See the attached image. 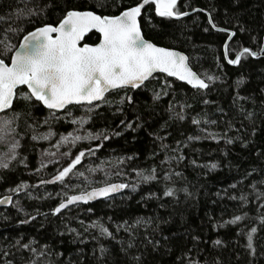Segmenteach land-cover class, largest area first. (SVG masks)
Returning a JSON list of instances; mask_svg holds the SVG:
<instances>
[{
  "label": "trees",
  "instance_id": "16d2710c",
  "mask_svg": "<svg viewBox=\"0 0 264 264\" xmlns=\"http://www.w3.org/2000/svg\"><path fill=\"white\" fill-rule=\"evenodd\" d=\"M141 2L0 0V40L14 50L26 34L56 26L68 10L118 15ZM177 10L187 15L161 17L153 3L146 5L143 33L185 52L207 89L157 74L141 88L114 90L90 106L81 134L110 138L74 145L61 136L77 129L72 121L88 106H70L53 119L42 104L17 101L13 124L21 143L10 168L0 171V197L17 196L0 209V264H264V55L229 64L223 54L226 42L231 59L243 48H264V0H178ZM98 42L95 31L85 38ZM12 54L0 45L2 59L9 62ZM46 132L53 133L47 140L31 139ZM89 148L94 154L64 181L53 180ZM148 175L156 179L144 182ZM114 182L129 187L54 214L67 197ZM168 189L171 196L164 195ZM235 216L242 220L230 223Z\"/></svg>",
  "mask_w": 264,
  "mask_h": 264
},
{
  "label": "snow or ice",
  "instance_id": "6c2138e0",
  "mask_svg": "<svg viewBox=\"0 0 264 264\" xmlns=\"http://www.w3.org/2000/svg\"><path fill=\"white\" fill-rule=\"evenodd\" d=\"M149 3L155 5V12L161 17L178 18L187 15L186 12L177 10V0H142L141 3L121 11L119 15H99L94 11L68 10L58 26L46 24L36 28L25 35L23 42L14 50L6 39L0 40L4 52H13L10 64L6 63L4 59H0V112H13L11 119L0 117V144L8 146V151L0 157V168L9 169V161L16 159L19 142L10 141L9 137L16 133V129L12 125L19 115L14 112L17 101H24L28 105L42 104L52 112L55 110L67 111V107L73 105L91 106L94 102H103L106 99L105 94L110 90L129 87L136 89L143 86L156 72L177 77L180 81H186L199 88L208 87L205 80L201 79L189 67L186 55L167 47L158 46L144 38L138 17L141 16L142 9ZM99 7L103 9L104 5L100 4ZM31 12L32 10H28L27 14L31 15ZM19 14L25 13L21 11ZM0 19L3 18L0 17ZM212 27L215 28L216 25L212 24ZM92 30L100 34L99 42L95 44L83 43L86 34ZM223 31L227 32V29ZM234 35L235 33H231L229 39ZM223 54L229 64H237L242 56L264 55V48L259 51L243 48L235 54L234 59H231L226 42ZM208 79L211 80L212 77ZM20 86H26L27 91H21ZM126 100L130 103L132 97H126ZM87 110L91 111V108L89 107ZM52 118L58 117L53 115ZM76 122L72 121V123ZM79 123L83 125L85 120L81 119ZM123 123L124 121H121V124ZM52 134L49 132L39 137L33 135L31 139L47 140ZM109 138L107 134L93 137L91 133L79 136L70 132L66 136H61V142L74 145L81 140H108ZM99 147L101 145L97 144L96 148ZM93 154L94 149L91 148L79 151L74 159L54 176L53 180L64 181L65 177H68L81 164L86 155ZM44 166L41 165V167ZM212 167L214 168L216 165L213 164ZM152 172L154 173L155 169ZM80 175L82 176L83 173ZM137 175L139 176L140 173L137 172ZM142 179L144 182H148L156 177L148 175L143 176ZM128 187L127 183H108L103 187L82 191L67 197L53 212L54 214L60 213L62 209L75 202L86 203L97 197H107L110 193ZM132 187L134 189L135 185ZM19 190V186L14 189L17 192ZM172 194V189H168L164 193L166 196ZM0 203H11V197L0 200ZM240 220H242L241 216H235L230 223ZM97 226L93 224V227ZM99 227L102 234L111 235L103 225H99ZM256 231L257 229L253 227L247 235L249 249L253 248L252 234ZM216 243L220 242L216 241ZM22 247L28 248L29 245L24 244ZM31 250L36 251L35 249ZM190 264H196V262L190 261Z\"/></svg>",
  "mask_w": 264,
  "mask_h": 264
},
{
  "label": "water",
  "instance_id": "95a60500",
  "mask_svg": "<svg viewBox=\"0 0 264 264\" xmlns=\"http://www.w3.org/2000/svg\"><path fill=\"white\" fill-rule=\"evenodd\" d=\"M78 11H91V10H78ZM124 11V10H123ZM142 11H143V9H142ZM98 14V13H97ZM100 15V14H99ZM119 15V14H118ZM141 16H142V13H141ZM141 16L140 17H138V21H139V23H140V18H141ZM59 25V23L56 25V26H58ZM53 26H55V25H53ZM140 26H141V23H140ZM141 30H142V27H141ZM34 31V30H33ZM95 30H92L90 33H92V32H94ZM32 32V31H31ZM96 32V31H95ZM30 33V32H29ZM90 33H87L86 34V36H88ZM98 33V32H97ZM99 34V33H98ZM142 34H143V36H144V38L146 39V40H148V41H150V42H153V41H151V40H149V39H147L146 37H145V35H144V33H143V30H142ZM27 35V34H26ZM100 35V34H99ZM86 36H85V38H86ZM23 42V38H22V40H21V42L20 43H22ZM83 43H85V39H84V41H83ZM154 43V42H153ZM156 44V43H155ZM20 45V44H19ZM158 45V44H157ZM158 46H161V45H158ZM19 47V46H18ZM17 47V48H18ZM161 47H165V46H161ZM167 48H169V47H167ZM170 49H173V50H176V51H178V52H180V53H182V54H184V55H186L187 57H188V55L185 53V52H183V51H181V50H178V49H175V48H170ZM0 59H2L1 57H0ZM6 63H9L10 64V62L11 61H9V62H7V61H5ZM187 63H188V65H189V67L192 69V71H194V72H196L197 73V75L201 78V79H204L192 66H191V64H190V62H189V57H188V61H187ZM157 74H164V75H167L166 73H160V72H156V73H154L153 74V76H155V75H157ZM152 76V77H153ZM168 76V75H167ZM152 77H150V78H152ZM169 77H171V76H169ZM149 78V79H150ZM173 78H176V79H178L177 77H173ZM179 80V79H178ZM205 80V79H204ZM147 82V81H146ZM145 82V83H146ZM182 82H185V83H187L186 81H182ZM205 82L208 84V82L205 80ZM188 84V83H187ZM191 87H193V88H199L198 86H193V85H191V84H189ZM208 86H209V84H208ZM21 87H25L26 88V86H20V88ZM142 87V86H141ZM141 87H139V88H141ZM129 88H131V87H129ZM208 88V87H207ZM207 88H201V89H207ZM136 89H138V88H136ZM114 90H117V89H113V90H110L108 93H106L105 94V97L107 96V94H109L110 92H112V91H114ZM96 103H98V102H94L93 104H96ZM45 107V106H44ZM68 107H70V106H68ZM67 107V108H68ZM46 108V107H45ZM47 109V108H46ZM48 110V109H47ZM51 111V110H50ZM64 110H55V112H63ZM3 113H6V112H0V115L1 114H3ZM118 183H122V182H114V183H112V184H118ZM103 186H105V185H103ZM103 186H100V187H103ZM95 188H98V187H95ZM126 189L127 188H125V189H120V190H118V191H116V192H114V193H110L109 194V196H107V197H97V198H95V199H93V200H90V201H88V202H83V201H80V202H75V203H73V204H70V205H68L66 208H64V209H62V210H66V209H68V208H71V207H74V206H77V205H87V204H91V203H95V202H97V201H100V200H104V199H108V198H111V197H114V196H118V195H121L122 193H124L125 191H126ZM91 190V189H90ZM90 190H88V191H90ZM74 195H76V194H74ZM16 196H17V194H9V195H6V196H3V197H0V200H3V199H5L6 197H11V203H0V209H6V208H9V207H11L12 205H14V203H15V198H16ZM72 196V195H71Z\"/></svg>",
  "mask_w": 264,
  "mask_h": 264
},
{
  "label": "rangeland",
  "instance_id": "374dc122",
  "mask_svg": "<svg viewBox=\"0 0 264 264\" xmlns=\"http://www.w3.org/2000/svg\"><path fill=\"white\" fill-rule=\"evenodd\" d=\"M178 1V0H177ZM90 106H88V107H85L84 108V110H83V112L79 115V117H77L75 120L77 121L75 124H76V126H77V129H75V131L74 132H72V134L73 135H79V136H81V134H82V132H83V127L85 126V124H86V119L88 118V115H89V113H91V111L93 110V106L92 107H90L91 108V111H88L87 109L89 108ZM56 113H58V112H54V113H52V114H50V118H52L51 116H53V115H56ZM0 117H6V118H10V117H8V116H0ZM11 119V118H10ZM81 119H84L85 120V123L83 124V125H81L80 123H79V121L81 120ZM12 127L13 128H15L16 129V127H15V125L13 124L12 125ZM49 132H46V133H43V134H48ZM9 140L10 141H12V140H15V141H18L19 142V146H20V143H21V136H19V135H17V133H14V134H12L10 137H9ZM63 143V142H62ZM18 149H19V147L16 149V153H17V151H18ZM8 151V146L7 145H5V144H0V157H2L3 156V154L4 153H6ZM44 159H45V161L47 162V163H50V162H52L51 160H52V158L50 159V157H44ZM50 161V162H49ZM9 163H11V161H9ZM2 170V168H0V171Z\"/></svg>",
  "mask_w": 264,
  "mask_h": 264
}]
</instances>
